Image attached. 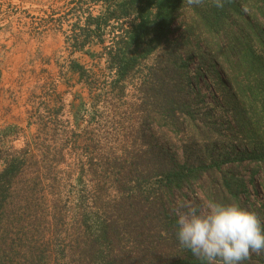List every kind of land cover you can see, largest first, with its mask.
Returning <instances> with one entry per match:
<instances>
[{"label":"trees","instance_id":"16d2710c","mask_svg":"<svg viewBox=\"0 0 264 264\" xmlns=\"http://www.w3.org/2000/svg\"><path fill=\"white\" fill-rule=\"evenodd\" d=\"M47 20L90 57L68 62L87 101L75 115L51 77L26 126L0 129V264H205L177 238L178 198L206 171L174 150L186 140L248 141L226 157V203L264 215L237 177L263 186L264 0H70Z\"/></svg>","mask_w":264,"mask_h":264},{"label":"rangeland","instance_id":"374dc122","mask_svg":"<svg viewBox=\"0 0 264 264\" xmlns=\"http://www.w3.org/2000/svg\"><path fill=\"white\" fill-rule=\"evenodd\" d=\"M68 1L0 0V129L11 124L26 126L28 99L39 90V85L51 77H57L59 90L67 91L66 97L73 105L75 115L83 112L87 90L68 62L70 58L88 62L90 57L81 52L71 55L70 49L65 46L63 33L50 29L47 20L53 13L63 10ZM210 76L199 77L203 92L213 95L209 99L211 107L216 109L219 105L217 115L230 120L231 124V114L221 107L224 104L221 95L216 92L221 80ZM221 78L225 79L224 76ZM225 132L230 134L228 128ZM178 145L174 150L182 159H191L197 164L206 161L201 164L206 169L201 178L191 188H186L187 195L178 198V213L189 207L204 212L211 202L226 203L231 198V192L224 183V172H227L229 164L226 157L232 151L243 149L248 141L242 137L219 134L199 144L186 140ZM220 159L225 160L221 168L217 163ZM258 173L260 177L256 178L263 186H257L254 180L249 181L250 175L245 171L238 173L237 177L248 179L252 199L263 202L264 173L262 170ZM259 219L264 225V215Z\"/></svg>","mask_w":264,"mask_h":264},{"label":"clouds","instance_id":"9594fccd","mask_svg":"<svg viewBox=\"0 0 264 264\" xmlns=\"http://www.w3.org/2000/svg\"><path fill=\"white\" fill-rule=\"evenodd\" d=\"M177 238L205 264H243L252 252L264 251V225L237 203L211 202L178 213Z\"/></svg>","mask_w":264,"mask_h":264}]
</instances>
